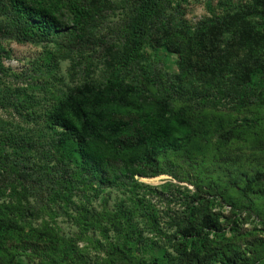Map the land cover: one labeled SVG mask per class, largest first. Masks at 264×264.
I'll list each match as a JSON object with an SVG mask.
<instances>
[{
  "label": "trees",
  "instance_id": "1",
  "mask_svg": "<svg viewBox=\"0 0 264 264\" xmlns=\"http://www.w3.org/2000/svg\"><path fill=\"white\" fill-rule=\"evenodd\" d=\"M117 9L122 12L118 16L121 23L103 32L104 20ZM180 9L181 0H0V66L10 56L4 40L57 45L55 49L46 47L45 56L34 60L29 73L34 75L29 84L36 91L27 102L42 105L41 112L28 115L36 128L22 134L0 120V166L9 167L8 172L18 178L15 184L0 174V196L9 198L0 203V260L4 264L34 259L41 264H70L73 260L58 245L50 227L36 231L27 220L28 212L35 211L27 201L32 194H40L45 203L39 207L43 208L57 198H66L65 190L95 196L106 189L122 193L138 186L136 175L163 173L160 159L168 153L187 154L197 139L204 142L216 136L225 145L233 138V127L225 129L220 115L203 109L195 113L191 105L173 106L168 93L156 85L148 49L176 54L180 69L174 74L176 81L187 72L193 78H204L210 91L207 102L219 96H228L240 105L264 102V0H218L193 29ZM98 45L106 50L102 75L93 77L88 71L79 82L62 87L64 81L56 73L58 61L86 60L89 66ZM135 69L141 71V81L129 77ZM48 77L60 84L57 89ZM259 121L242 116L231 123L253 127ZM38 151L40 163L34 158ZM240 174L247 185L264 179L260 170L253 177L244 171ZM196 208L191 206V213L178 226L180 239L173 244L174 254L165 261L155 255L148 264L259 261L249 260L238 248L212 245L203 231L217 226L218 217L195 212ZM85 213L76 210V220L83 228L127 231L129 240L133 239L131 221L140 215L136 208L123 205L102 214V219ZM24 235L37 239L30 249L22 244ZM10 238L19 241L22 249L9 250ZM112 248L122 252L119 246Z\"/></svg>",
  "mask_w": 264,
  "mask_h": 264
},
{
  "label": "rangeland",
  "instance_id": "2",
  "mask_svg": "<svg viewBox=\"0 0 264 264\" xmlns=\"http://www.w3.org/2000/svg\"><path fill=\"white\" fill-rule=\"evenodd\" d=\"M217 1L181 0L180 10L185 23L193 29L209 15L208 8H214ZM121 14L118 9L112 11L104 20L103 32L121 23L118 20ZM3 45L10 51V56L3 58L0 66V120L28 135L29 129L36 128L28 120V115L42 109L41 104L27 102L28 96L36 91V86L29 84L34 82V75L29 73L32 72L34 60L45 56L46 47L55 49L57 45L43 46V43L18 42L14 39L4 40ZM105 53L103 47L96 46L89 66L86 60L80 63L59 60L56 73L64 81L62 87H65V83L73 85L79 82L88 71L93 77L101 76L104 63L101 59ZM148 53L156 85L161 92L168 93L173 106L191 105L196 109L195 113L203 109L220 115L225 129L233 127V138L221 145L216 136H210L204 142L197 139L198 146L189 147L185 152L187 154L168 153L160 159L163 173L153 177L136 175L134 179L138 186L122 193L106 189L95 196L92 192L65 190L62 194L66 198H57L43 208L39 207L45 203L40 194H32L27 201L35 211L28 212L27 220L36 231L47 225L55 232L58 245L73 256L70 264H148L155 255L165 261L168 255L174 254L173 244L180 239L178 226L191 213V206H197L195 212L199 210L218 217L217 226L203 231L212 245L238 248L249 260L258 259L255 264H264V193L260 191L264 190V179L248 185L240 180L244 179L241 171L250 177L256 170L264 172V102L244 101L240 105L228 96H219L207 102L205 98L210 91L206 90L204 78H193L194 74L187 72L176 81L174 74L180 72L176 54L161 48L148 49ZM99 58L100 61L97 60ZM140 72L135 69L129 73V77L141 81ZM225 77H228L227 74ZM48 79L53 81L52 78ZM52 83L53 89L60 85ZM211 97L214 98L213 95ZM242 116L257 117L260 121L253 127H234L231 121ZM34 155L32 153V157ZM37 156L40 157V151L34 156L35 161L40 163ZM9 169L0 166L1 178L17 184V176L8 172ZM4 189L6 193L10 192L7 186ZM1 195L0 203L9 200ZM120 205L136 208L140 214L131 221L129 235L133 237L132 240L126 239L127 231L111 228L107 231L102 227L85 229L76 220L77 209H83V213L86 210L88 213L85 214L102 219V214L112 213ZM102 222L108 225L105 220ZM36 240L24 235L22 244L28 248ZM6 246L14 252L22 249L19 241L11 238ZM112 246H119L122 252H114ZM110 260L113 262H107ZM28 262L41 264L37 259ZM0 264L4 263L0 260Z\"/></svg>",
  "mask_w": 264,
  "mask_h": 264
}]
</instances>
